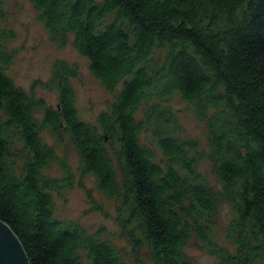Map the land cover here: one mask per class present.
Returning <instances> with one entry per match:
<instances>
[{"label":"trees","instance_id":"obj_1","mask_svg":"<svg viewBox=\"0 0 264 264\" xmlns=\"http://www.w3.org/2000/svg\"><path fill=\"white\" fill-rule=\"evenodd\" d=\"M30 2L58 46L73 35L115 94L97 125L82 121L72 86L79 70L57 61L45 83L58 90L57 106L36 99L7 75L16 35L0 24V220L30 264H128L100 231L56 219L52 194L71 188L74 172L44 132L68 136L81 173L119 202L136 251L147 248L153 264H193L185 251L193 240L219 264L264 261V0ZM175 94L205 123L208 152L180 136L168 106ZM205 161L221 193L200 172ZM52 164L62 178L45 174ZM221 201L234 213V254L213 233Z\"/></svg>","mask_w":264,"mask_h":264},{"label":"rangeland","instance_id":"obj_2","mask_svg":"<svg viewBox=\"0 0 264 264\" xmlns=\"http://www.w3.org/2000/svg\"><path fill=\"white\" fill-rule=\"evenodd\" d=\"M1 1L0 24L5 29L14 31L16 35L15 39L6 45L14 54L7 75L16 86L36 99H43L48 106L55 107L59 102L58 90L45 89V83L51 79L54 64L57 61H66L76 66L79 76L72 80V86L79 117L90 125H97L99 116L108 110L115 94L106 90L101 81L91 73L89 61L80 55L75 47L74 36L71 35L67 45L61 48L51 38L30 0ZM168 106L178 114L183 128L180 136L198 140L200 149L208 152L206 125L198 120L193 106L185 102L179 94H175L170 99ZM41 115L40 112L37 116ZM43 138L47 144L57 149L62 159L68 161L74 172L73 186L64 189L60 194H52L56 219L75 224L89 233L100 231L105 240L122 251L128 264H153L147 248L143 247L136 251L130 230L124 227L118 216L119 202L99 190L94 176L81 173L80 158L68 136H65L63 141H59L49 132H44ZM145 138L146 136L143 140ZM199 170L214 189L221 193V182L211 172L209 162L202 163ZM45 174L53 178L64 176L58 164H52L45 170ZM233 218L231 205L221 201L219 212L215 217L216 227L213 233L216 243L234 254L236 246L227 239V229ZM185 251L193 264H219L218 258L211 255L197 240L189 243ZM252 264H264V261L257 260Z\"/></svg>","mask_w":264,"mask_h":264},{"label":"water","instance_id":"obj_3","mask_svg":"<svg viewBox=\"0 0 264 264\" xmlns=\"http://www.w3.org/2000/svg\"><path fill=\"white\" fill-rule=\"evenodd\" d=\"M0 264H30L19 238L2 220H0Z\"/></svg>","mask_w":264,"mask_h":264}]
</instances>
